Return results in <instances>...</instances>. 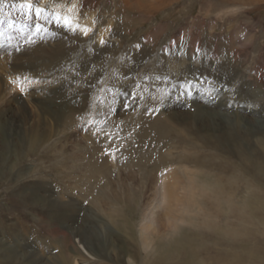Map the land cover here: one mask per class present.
Here are the masks:
<instances>
[{
  "label": "rangeland",
  "instance_id": "1",
  "mask_svg": "<svg viewBox=\"0 0 264 264\" xmlns=\"http://www.w3.org/2000/svg\"><path fill=\"white\" fill-rule=\"evenodd\" d=\"M214 2L0 0L7 264H264V1ZM150 124L161 132L142 138ZM196 157L220 201L176 214L177 233L144 234L147 180ZM88 164L100 174L91 192ZM180 238L194 253L166 256Z\"/></svg>",
  "mask_w": 264,
  "mask_h": 264
},
{
  "label": "bare ground",
  "instance_id": "2",
  "mask_svg": "<svg viewBox=\"0 0 264 264\" xmlns=\"http://www.w3.org/2000/svg\"><path fill=\"white\" fill-rule=\"evenodd\" d=\"M208 1H209V4L211 6L216 4L214 1H217V5L219 7H221V5H225V4L235 5L236 3H239V6H241V5H243V2L247 3V4H251V3L253 4L255 2H259V1L262 2L264 0H208ZM230 3H232V4H230ZM28 4L29 3H25L24 7L29 9V7L27 6ZM59 21H60V23L62 22L63 24H66L65 22L67 21V24H70L72 22V19L70 16L64 14V15H59ZM82 32L85 33L84 27L82 28ZM25 81H26L25 79H22L21 82H18V85L20 86V85L24 84ZM59 117L60 116H58V118ZM156 123H158V122H155V124ZM143 128H145V130L140 134L142 138L146 137V134H147L146 129L147 128H155L156 129L155 132L157 134L160 133L162 130V127H160V125L158 127L154 124L144 126ZM184 135L185 134L182 132L177 133V136L180 138V140L188 142V138L185 139ZM201 145H202L201 148H203L202 150H204V149L208 150L207 148L210 149V144L205 142V140L202 141ZM213 152H214L213 153L214 155H216V156L220 155L221 156V154L219 153V149L214 148ZM244 153L245 152H243L241 150V148L237 149L236 156L238 157V160L240 162L239 167L240 168L242 167L241 169L247 168L246 164H249V163L251 164V161H252L251 158H248ZM262 154L264 156V152ZM221 157H223V156H221ZM196 159H197V161H194ZM194 160H192V161H194L192 168L191 169L187 168L182 173H180V171L176 168H171V169H168L164 172H160L158 174V177H153L151 180H147V184L150 186V188L152 190V198L148 204L147 203L144 204V208L142 209V214H141L142 219L141 220H143V221H142L141 228H142V232L144 234L155 235L156 236L155 239L156 238L158 239L160 236L164 235L165 232H167L168 230H171L172 228H174V230H175L174 232L177 233L180 230L179 227L175 228V226H173L176 214L177 215L180 214V212H182L183 210H185L187 208H190L191 210L198 208L200 213L205 215L208 212H210L213 208V206L210 204V202H214V204H215V203H218L220 201L219 195L221 193L219 190H217V187L213 191L212 195H210L211 192L209 194L207 193V190L205 189V187H206L205 184L209 183V182L210 183H213V182L209 181V175L204 172L206 170V168H204L203 165L198 166L199 158L196 157ZM228 161H230V160H228ZM230 164H233V162H230ZM252 165H253L254 169L258 168V172L260 171L259 167L261 164H259V166H258V165H256V163H252ZM88 168H90L89 169L90 174H89L88 185L90 186V192H91L94 189V182L95 181L97 182V178H98L97 176H99L100 174L97 175L98 169L94 164H92V165L88 164L87 170H88ZM105 183L108 186L111 185V184L107 183L106 181H105ZM127 187L129 188V190H128V194L127 193L126 194L128 196H131V192L134 193L133 192V185H129ZM7 201H8V197H7ZM20 202L21 201L16 200V205L18 207L20 206ZM99 203L100 202H98V203L93 202V204L90 203L91 207H92L91 209L95 214H96V210L99 208ZM2 206H4V205H2ZM215 208L217 209V212L220 213L219 206H215ZM108 211H109V209H108ZM110 211L111 212H109V214H107L108 212H106L105 210H100L99 213L101 215L107 214L106 216H110L113 214H119L114 208H112ZM222 211L223 210L221 208V212ZM172 215H174V217ZM171 217H173V218L171 219ZM169 218L171 220H169ZM178 219H179V217H178ZM163 220L165 222L162 223ZM187 237L188 236H186V238ZM184 241H185V239H183V238L178 239L175 242V244L170 248V250H173V252L170 251L169 253L166 254V256L175 257V258H178V256L180 258L181 257H187V256L190 257V255H192L194 253L193 245L195 244V241L193 240V241H191V243H190V239H187L186 242H184ZM155 246H157V245H155ZM155 246L153 249L156 251V248L158 246L157 247H155ZM11 256H12L11 260L16 262L15 258H13L14 256H13L12 252L7 254L6 259L7 260H8V258L10 259ZM0 264H7V263L5 262V260L0 258Z\"/></svg>",
  "mask_w": 264,
  "mask_h": 264
},
{
  "label": "snow or ice",
  "instance_id": "3",
  "mask_svg": "<svg viewBox=\"0 0 264 264\" xmlns=\"http://www.w3.org/2000/svg\"><path fill=\"white\" fill-rule=\"evenodd\" d=\"M27 6L30 8L31 7V4H28ZM40 11H42V10L39 9V8L36 9L37 15H39ZM65 23L67 24V21ZM84 31H85V34H87V29H85ZM101 43H103V41H101Z\"/></svg>",
  "mask_w": 264,
  "mask_h": 264
}]
</instances>
